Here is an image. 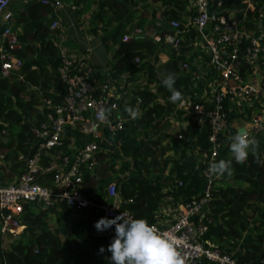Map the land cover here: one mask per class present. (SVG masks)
Instances as JSON below:
<instances>
[{
  "label": "built area",
  "instance_id": "obj_1",
  "mask_svg": "<svg viewBox=\"0 0 264 264\" xmlns=\"http://www.w3.org/2000/svg\"><path fill=\"white\" fill-rule=\"evenodd\" d=\"M11 1L0 0V20L5 24L0 31L1 77H10L22 64V59L13 53L19 43L10 26ZM181 1L184 7L180 17L169 18L151 37L162 52L168 51V60H177L179 71L191 82L182 93V100L175 103L165 119L182 131L191 125L196 132H206L209 150L198 151L196 146L190 149L193 153L195 150L198 163L204 166L205 183L186 201L173 203L169 196L164 197L152 218L145 220L184 242L180 251L187 257L186 264H238L235 250L221 252L204 240L211 223L208 205L212 186L217 179H225L209 174L208 167L221 159L234 160L230 138L239 128L246 129L252 137L264 135V5L256 16H248V11H254L252 0H241L245 4L238 9L241 15L234 17L232 12L226 16L217 10L221 0ZM247 22L251 26H246ZM48 27L54 30L59 24L52 20ZM58 58V81L50 92L59 99L53 102L42 98L39 109L48 110L37 125L30 127L33 136L30 153L16 158L23 163L22 171L7 182H0V235L20 233L25 226V208L31 206L38 211L60 210L63 205L80 211L94 210L104 216L125 213L135 218L116 199L113 178L106 181L99 201L95 187L85 190L84 184L85 175L95 176L97 155L103 152L100 145L103 134L115 135L126 130L131 121L121 114L120 92L114 87L122 85L125 74L118 80L101 82L81 55L59 48ZM133 62L139 63L138 57ZM100 108L110 112L106 122L96 118ZM228 117L232 118V125H228Z\"/></svg>",
  "mask_w": 264,
  "mask_h": 264
},
{
  "label": "trees",
  "instance_id": "obj_2",
  "mask_svg": "<svg viewBox=\"0 0 264 264\" xmlns=\"http://www.w3.org/2000/svg\"><path fill=\"white\" fill-rule=\"evenodd\" d=\"M17 1L19 0H12L9 5L12 3L10 12L11 18L14 17L15 25V28L11 29L16 33L19 43V48L14 49L13 53L22 59V64L10 77L0 76V151H3L1 159L8 163V171L5 174L8 180L22 171L23 163L16 158L30 153L29 146L33 142L30 127L37 125L48 110L45 107L39 109L42 98H50L53 102L59 99L50 92V88H55L57 85L56 67L59 64L58 47L53 40L59 32L57 28L50 30L48 27L54 18L51 16L52 7L49 3L43 4L40 0H32L28 3ZM158 1L168 5L169 8L160 13V25L152 27L153 29H150L152 33L159 31L161 24H166L169 18L180 17L178 10L181 8V0ZM252 3L254 11H248V16H256L257 10L264 5V0H252ZM103 5L109 10L108 15L103 21L101 20L103 17L96 19L97 22L92 23L90 30L94 36L99 35L102 47L107 52H111L113 63L108 75L96 73L95 77L105 82L118 79L125 74L124 82H128L133 81L141 72L146 80V84L139 86L129 96V105L139 107L140 118L130 121L126 130L116 134L121 140H126L129 130L138 137L135 148L130 152L129 167L132 175L115 177L113 180L117 196L122 201V208L137 219L150 220L164 197L169 196L173 203L186 201L203 188L204 166L198 163V154L190 149L196 146L198 151H207L210 144L206 141L204 130L196 132L190 125L188 130L182 131L166 122L165 117L174 108L175 103L169 100L170 92L163 86V78L168 74H174L175 88L182 93L191 85L186 75L179 71L177 60L159 62L158 53L162 51L153 41L152 34L132 36L123 40L125 34L121 33L120 20L124 11L123 0L99 2V8ZM244 5L241 0H221L217 10H222L226 16L232 12L231 16L239 17L241 12L238 9ZM101 21L104 27L99 25ZM246 24L251 26L249 22ZM4 25L0 23V31ZM110 25L107 33L98 34ZM35 53L40 57L34 58ZM43 57L50 59L48 65L50 71L47 70ZM134 57H138L139 63L133 62ZM31 66L35 67L31 68ZM18 75L20 78L17 77ZM149 84H154V87L149 88ZM231 119V117L227 118L228 125ZM162 128L161 134L153 138L149 136L143 138L144 132H158ZM168 130L177 157H165L160 164L155 156L162 155L165 150L161 143L167 138ZM177 134L181 137H177ZM189 136L190 139H185ZM192 140L193 145H191ZM256 140L259 142L258 158L264 161V135L259 134ZM225 151L227 149L221 154H225ZM105 157L104 153H98L95 176H84L85 190L95 187L98 201L103 197L106 182L99 181L96 176H101L103 173L114 174L113 163L106 161ZM229 161H232L234 169L230 179L238 184L228 183L227 178L217 179L214 182L208 205L211 223L207 225L204 240L212 243L221 252L230 253L235 250L234 256L238 264H261L264 260V163H258L257 157L251 153L247 162L242 165L235 163L233 159ZM167 164L169 170L164 177L149 178L152 168L159 165L165 167ZM107 170L111 172L106 173ZM0 176L3 177V174L0 173ZM224 177L229 176L225 174ZM177 181H180L179 185ZM30 208H25L23 214L25 226L20 234L15 239H11V234L7 233V238L14 241L13 243L11 241V246L6 249L0 246V264L2 262L111 264V253L107 251V247L115 235L114 227L98 232L94 225L102 217L111 219L114 218L113 216H104L94 210L80 211L61 205L59 212L66 210L73 216L68 223L65 249H62L61 239L55 233L35 230V226L40 224L39 213L45 210L36 211L32 206ZM245 232H249L250 236L238 250L236 249L238 242ZM100 246L105 248L102 254L98 251Z\"/></svg>",
  "mask_w": 264,
  "mask_h": 264
},
{
  "label": "crops",
  "instance_id": "obj_3",
  "mask_svg": "<svg viewBox=\"0 0 264 264\" xmlns=\"http://www.w3.org/2000/svg\"><path fill=\"white\" fill-rule=\"evenodd\" d=\"M22 3H28L32 0H19ZM17 1V2H19ZM48 3L52 7L51 16H53V20H57L59 27L57 35L53 38L54 42L56 43L58 49L64 48L67 51V48L64 46H59L58 43H64V41H67V39H70L71 42L74 44V47L77 48V50L74 51L75 54L81 55L86 63H88L92 68L95 69L96 73L102 74H109L110 66L113 63V59L111 58V52H107L101 45L99 35L94 36L91 33V27L93 26V22H97L96 19L102 18L103 21L106 18V15H108L109 10L106 9V6L103 5L101 8H99V2H102L103 0H47ZM16 2V3H17ZM124 4V11L121 13V33H124L125 35L132 37L137 35H144L149 36L153 33V31L150 32V29H153L152 27L159 26V16L160 13L167 10L169 8L168 5L164 4L161 1L158 0H123ZM12 6V3L8 5V9L10 10V7ZM184 7L183 2L181 1V8L178 10L179 16L182 12V9ZM100 9L102 13H100ZM119 14V13H117ZM45 18V17H44ZM119 19V18H118ZM99 22V25L103 26V22ZM14 17L10 20V26L11 28H15L14 24ZM0 23H3L0 20ZM146 27L147 29L143 31L142 26ZM113 25V23L111 24ZM103 28L98 34L107 33V30L109 29ZM161 26H165V24H161ZM104 27V26H103ZM136 29H139L138 32H135ZM150 32V33H149ZM59 39L58 43L56 42V39ZM68 40V41H70ZM36 45V44H34ZM1 46V42H0ZM101 48V54L96 55L94 50H97V48ZM168 51L165 52H159L158 57L161 56V63L166 62L168 59ZM40 55L38 53L34 54V58H39ZM43 59L46 61V68L48 71H50L48 65L50 62V59L47 57H43ZM142 74V73H141ZM118 80V79H117ZM108 81V80H107ZM103 82V81H101ZM138 83L136 81H128L123 82L122 85L115 84V88H117L118 92H120V112L123 116H128V114L124 111L125 106L129 105V96L130 94L136 90ZM122 86V87H121ZM149 88L150 84L148 85ZM123 91V93H122ZM141 112V111H140ZM132 121V119L130 118ZM129 135H133V131L128 130ZM132 138V137H131ZM79 138H76L77 141ZM127 140H130L129 138H126ZM118 140L119 142H115ZM127 140H122L123 142ZM76 141V142H77ZM104 142H100V145L103 148V152L106 157V161H109L110 163H113L114 161L111 160L110 154H113L112 151H115L119 145H122L121 139L119 140L117 135H109V138L106 137V139H103ZM138 142V141H137ZM111 143L113 145L111 146ZM125 143H123L124 145ZM137 144V143H136ZM136 144H132L130 147V151H128V148L126 146H121V150L124 152V156H127L130 159V152L133 150L136 146ZM126 168V167H125ZM124 170V169H123ZM123 170L118 167V165H114V176H110L109 179L120 177V176H131L132 170L129 168L126 172H122ZM161 172V168L159 169ZM162 173H158L155 175L154 171L151 169L149 173L150 179H157L159 175ZM158 175V176H157ZM100 177V175L96 176V178ZM107 179L104 181L106 182Z\"/></svg>",
  "mask_w": 264,
  "mask_h": 264
},
{
  "label": "clouds",
  "instance_id": "obj_4",
  "mask_svg": "<svg viewBox=\"0 0 264 264\" xmlns=\"http://www.w3.org/2000/svg\"><path fill=\"white\" fill-rule=\"evenodd\" d=\"M162 84L170 92V102L177 103L182 100V92L175 88L174 74L163 78ZM124 111L133 120L141 116L138 106L126 105ZM109 116L110 112L105 108H100L96 113L100 122H106ZM230 140V152L235 163H246L250 153L257 157L258 163H264L258 158L259 142L246 129L239 130ZM208 173L214 177H223L225 174L231 177L234 173L232 161H214L209 165ZM94 227L98 232L114 227L115 235L107 247V251L111 253V264H186L187 257L180 251L185 246L184 242L168 232L160 231L145 219H135L121 213L111 219L100 218ZM98 251L104 253V246H100Z\"/></svg>",
  "mask_w": 264,
  "mask_h": 264
},
{
  "label": "rangeland",
  "instance_id": "obj_5",
  "mask_svg": "<svg viewBox=\"0 0 264 264\" xmlns=\"http://www.w3.org/2000/svg\"><path fill=\"white\" fill-rule=\"evenodd\" d=\"M143 25V24H142ZM142 30L145 31L147 28L144 27V25L142 26ZM59 39L57 38L56 39V42L58 43ZM70 39H67V41H64V43H58L59 46H64L67 48V52L69 54H74V51L77 50L76 47H74V44L70 41H68ZM156 47V45H155ZM157 49V47H156ZM94 52L96 53V55H100L101 53V48L99 49V47L97 48V50H94ZM161 56L158 57L159 59V62H161ZM133 81H136L138 83L137 87L138 86H141V85H144L146 84V80H145V76L143 74H141V72L136 76V78L133 80ZM150 86H152L151 88L154 87V84H150ZM133 120V119H132ZM230 125H232V122H230ZM163 131V128L160 129L158 132H152V131H149V132H144L143 133V138L149 136V138H153L159 134H161V132ZM167 138L162 140V143L161 145H164L165 147V150L163 151L162 155H157L155 156V158L157 160H159L160 164L162 162V160L165 158V157H177V154H176V151L171 143V140H170V131L168 130L167 132ZM117 134V133H116ZM115 134V135H116ZM106 137L109 138V135L108 134H103V138L106 139ZM132 137V138H131ZM255 137L258 138L259 137V134H255ZM128 138L130 140H127L125 142H123L121 140V143L123 145V143H125L123 146H126L128 148V151H130L129 149L131 148L130 146L132 144H136L137 141H138V137L133 134V135H129ZM118 139L120 140V138L118 137ZM81 141V137H79V139ZM79 142V141H78ZM100 142H104L103 140H100ZM115 142H119L118 140H116ZM113 145V143H111V146ZM122 145H119V149L117 147V149L115 151H112L113 154H110L109 156L111 157V160H113V167L114 165H118V167H120L121 170H123L122 172H126L130 167H129V158L127 156L123 157L124 155V152L121 150V146ZM122 146V148H123ZM3 152V151H2ZM2 152L0 151V167H2L0 169V173L3 174V177L0 176V179L2 182H7L8 179L5 177V174L6 172L8 171V163H5L1 157H2ZM194 153H195V150H194ZM106 160V159H105ZM126 167V168H125ZM162 169L161 172L159 169ZM152 170L154 171L155 175L158 174V173H162L161 175H157V179L158 178H161V177H164V175L167 174L168 170H169V164H167L165 167H162V166H158V167H155V168H152ZM108 172H111L110 170H107L106 173ZM110 176H114V174H101L100 177H98L97 179L101 182H104L107 178H110ZM227 178L226 181L228 183H231V184H238L236 181H232L230 179V177H225ZM165 184V183H163ZM116 199H119V197L117 196ZM42 210H45L43 212H40L39 213V218H40V224H37L35 226V230L37 232H41V231H51L53 233H55L58 237H60L61 239V243H62V249H65V244H66V234H67V230H68V223L70 221V218L73 217L72 215H70L69 213L63 210H61L60 212L57 210L55 211L54 209H42ZM20 228H18L16 230V232L19 231ZM9 234V233H8ZM20 233H15V234H11V239H15ZM248 236H250L249 232H245L242 236V239L238 242V246L236 249H241L242 248V245L244 244V241L248 238ZM12 241V240H11ZM11 241L7 238V234L6 235H0V246L1 248L3 249H6L8 247L11 246V244L14 242Z\"/></svg>",
  "mask_w": 264,
  "mask_h": 264
},
{
  "label": "water",
  "instance_id": "obj_6",
  "mask_svg": "<svg viewBox=\"0 0 264 264\" xmlns=\"http://www.w3.org/2000/svg\"><path fill=\"white\" fill-rule=\"evenodd\" d=\"M242 128H239L237 131L241 130Z\"/></svg>",
  "mask_w": 264,
  "mask_h": 264
}]
</instances>
